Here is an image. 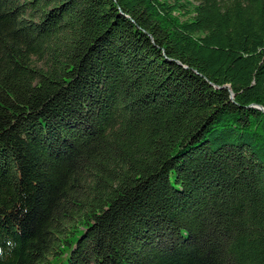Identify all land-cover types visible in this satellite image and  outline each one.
Here are the masks:
<instances>
[{"label": "trees", "instance_id": "trees-1", "mask_svg": "<svg viewBox=\"0 0 264 264\" xmlns=\"http://www.w3.org/2000/svg\"><path fill=\"white\" fill-rule=\"evenodd\" d=\"M264 0H0V264H264Z\"/></svg>", "mask_w": 264, "mask_h": 264}, {"label": "water", "instance_id": "water-1", "mask_svg": "<svg viewBox=\"0 0 264 264\" xmlns=\"http://www.w3.org/2000/svg\"><path fill=\"white\" fill-rule=\"evenodd\" d=\"M260 110H262L263 112H264V109H262V108H259Z\"/></svg>", "mask_w": 264, "mask_h": 264}]
</instances>
